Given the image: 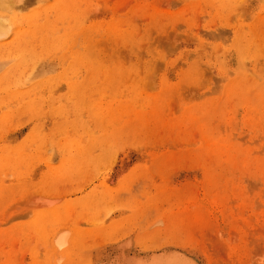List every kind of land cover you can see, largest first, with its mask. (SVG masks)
<instances>
[{
    "label": "rangeland",
    "instance_id": "rangeland-1",
    "mask_svg": "<svg viewBox=\"0 0 264 264\" xmlns=\"http://www.w3.org/2000/svg\"><path fill=\"white\" fill-rule=\"evenodd\" d=\"M4 14L0 264H264V0Z\"/></svg>",
    "mask_w": 264,
    "mask_h": 264
},
{
    "label": "bare ground",
    "instance_id": "bare-ground-1",
    "mask_svg": "<svg viewBox=\"0 0 264 264\" xmlns=\"http://www.w3.org/2000/svg\"><path fill=\"white\" fill-rule=\"evenodd\" d=\"M16 1L17 0H0V38L4 37L9 30V19L7 15L4 14V11L8 10V12H10V9L13 7Z\"/></svg>",
    "mask_w": 264,
    "mask_h": 264
}]
</instances>
